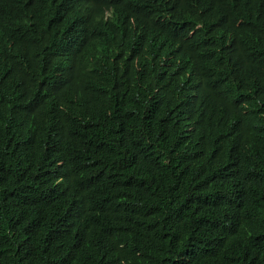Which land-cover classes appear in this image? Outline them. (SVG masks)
Instances as JSON below:
<instances>
[{"label": "trees", "instance_id": "1", "mask_svg": "<svg viewBox=\"0 0 264 264\" xmlns=\"http://www.w3.org/2000/svg\"><path fill=\"white\" fill-rule=\"evenodd\" d=\"M75 2L0 46V264H264V0L201 57Z\"/></svg>", "mask_w": 264, "mask_h": 264}, {"label": "clouds", "instance_id": "2", "mask_svg": "<svg viewBox=\"0 0 264 264\" xmlns=\"http://www.w3.org/2000/svg\"><path fill=\"white\" fill-rule=\"evenodd\" d=\"M60 0H0V46L7 40H20V31L34 40L43 37L44 26L58 12ZM245 0H220L221 10L214 4L202 0H154L147 12L148 34L153 50L160 54L167 40L191 48L196 56L210 54L225 35L221 28V17H231ZM76 16L93 17L90 0H76ZM40 15V16H39ZM110 13L106 14L109 17ZM124 19L103 27L106 37H121ZM1 64V63H0Z\"/></svg>", "mask_w": 264, "mask_h": 264}]
</instances>
